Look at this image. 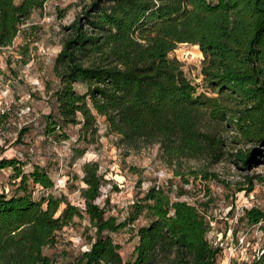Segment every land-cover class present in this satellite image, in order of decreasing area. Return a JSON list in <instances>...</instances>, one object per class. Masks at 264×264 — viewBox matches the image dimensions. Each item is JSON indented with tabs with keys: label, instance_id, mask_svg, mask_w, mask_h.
I'll return each instance as SVG.
<instances>
[{
	"label": "trees",
	"instance_id": "1",
	"mask_svg": "<svg viewBox=\"0 0 264 264\" xmlns=\"http://www.w3.org/2000/svg\"><path fill=\"white\" fill-rule=\"evenodd\" d=\"M46 1L0 0V47L11 46ZM65 29L68 36L54 58L56 111L44 116L47 137L59 132L66 139L63 127L80 123L85 139L102 117L122 145L156 143L168 163L199 157L214 162L224 142L216 128L203 129L206 116L257 146L236 154L242 164L256 155L264 159V0H90ZM184 42L198 45L203 55L205 91L169 56ZM24 165L19 157L0 156V170L11 168L19 178L17 192L0 191V264H55L44 248L84 216L94 229L90 245L67 264H217L221 247L207 239L205 216L161 186H149L121 220L106 214L108 199L98 202L105 179L97 161L82 165V207L51 192L34 198L30 183L48 190L54 182L44 166L25 171ZM258 179L264 182V175ZM141 214L149 220L135 230L132 259L123 260L109 233L132 227ZM242 217L259 224L264 235L262 209H245ZM237 264H264V246Z\"/></svg>",
	"mask_w": 264,
	"mask_h": 264
},
{
	"label": "rangeland",
	"instance_id": "2",
	"mask_svg": "<svg viewBox=\"0 0 264 264\" xmlns=\"http://www.w3.org/2000/svg\"><path fill=\"white\" fill-rule=\"evenodd\" d=\"M89 2L47 0L42 9L34 10L23 22L12 45L0 49L1 66L5 72L0 80V95L12 94L16 108H29L24 118L25 126L15 140L12 136L6 139L2 155L21 158L25 171L32 164L47 169L54 185L46 190L30 183L34 198L51 192L81 207L82 165L87 161H97L99 172L105 179L98 202L102 206L108 199L106 214L121 220L132 202L149 186L157 184L168 190L173 199L186 200L197 206L205 216L209 224L207 239L218 241L221 246L218 264L229 260L233 264L245 254L250 256L264 246V235L259 224L249 225L242 216L244 210L251 207L264 211V182L258 179L264 175V159L256 155L250 165L242 164L236 154L257 149V146L241 141L225 122L216 124L206 116L203 121V129L216 128L217 135L224 142L223 155L214 162L199 157L168 163L156 143L137 147L122 145L118 136L108 130L102 117H97L96 130L87 132L85 139L79 137L84 133L80 123L63 127L68 136L66 139L61 138L59 132L46 136L44 116L56 111L52 92L59 85L54 58L68 36L69 30L65 27L81 14ZM169 56L180 61L185 75L197 85L199 92L205 91L201 75L203 55L198 45L178 43ZM75 89L83 92L85 86L76 84ZM12 174L11 168L0 170V191L8 195L17 192L19 182V178L14 179ZM249 176L253 181L251 190L248 189ZM148 220L146 214H141L132 227L109 233L119 245L123 260L132 259L137 241L135 230ZM93 233L86 216L74 218L56 233L55 245L45 247L44 252L54 259L55 264H67L89 247ZM240 237H243L242 245L237 246L231 258L228 247L231 243L236 245Z\"/></svg>",
	"mask_w": 264,
	"mask_h": 264
},
{
	"label": "built area",
	"instance_id": "3",
	"mask_svg": "<svg viewBox=\"0 0 264 264\" xmlns=\"http://www.w3.org/2000/svg\"><path fill=\"white\" fill-rule=\"evenodd\" d=\"M8 47H0V49H6ZM5 74L4 69L1 66V58H0V80L3 78ZM16 100L12 94L2 93L0 95V156H2V148L4 147V143L6 139L10 136L13 137L15 140L19 134V132L23 129L26 124L24 120L27 110L29 108H16L15 107ZM11 128H14V131H11ZM156 187L159 185L155 184ZM215 246H219L218 241H210ZM243 237H240L237 241L236 245H231L228 247V254L229 257H234L237 246L242 245ZM221 247V246H220ZM87 249V248H86ZM261 252V248L255 250L250 256L246 255L240 260H236L235 263L237 264L242 261H249L253 258L254 255H258ZM218 264V263H217ZM224 264H232L231 261L226 262Z\"/></svg>",
	"mask_w": 264,
	"mask_h": 264
}]
</instances>
